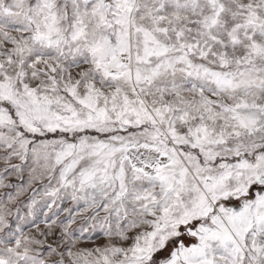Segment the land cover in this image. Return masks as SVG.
I'll return each instance as SVG.
<instances>
[{
    "label": "snow or ice",
    "instance_id": "6c2138e0",
    "mask_svg": "<svg viewBox=\"0 0 264 264\" xmlns=\"http://www.w3.org/2000/svg\"><path fill=\"white\" fill-rule=\"evenodd\" d=\"M0 264H264V0H0Z\"/></svg>",
    "mask_w": 264,
    "mask_h": 264
}]
</instances>
